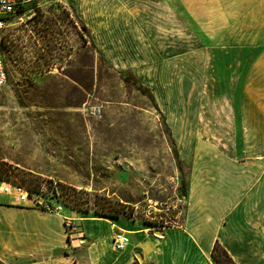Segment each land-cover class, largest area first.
I'll return each instance as SVG.
<instances>
[{"label": "crops", "instance_id": "crops-1", "mask_svg": "<svg viewBox=\"0 0 264 264\" xmlns=\"http://www.w3.org/2000/svg\"><path fill=\"white\" fill-rule=\"evenodd\" d=\"M67 3L99 55L154 96L189 165L184 215L160 227L0 196V264H216L215 243L264 264V0Z\"/></svg>", "mask_w": 264, "mask_h": 264}, {"label": "rangeland", "instance_id": "rangeland-1", "mask_svg": "<svg viewBox=\"0 0 264 264\" xmlns=\"http://www.w3.org/2000/svg\"><path fill=\"white\" fill-rule=\"evenodd\" d=\"M10 24L0 181L60 211L99 216L117 207L122 218L179 225L189 165L178 168L160 108L100 57L67 0H35Z\"/></svg>", "mask_w": 264, "mask_h": 264}, {"label": "built area", "instance_id": "built-area-1", "mask_svg": "<svg viewBox=\"0 0 264 264\" xmlns=\"http://www.w3.org/2000/svg\"><path fill=\"white\" fill-rule=\"evenodd\" d=\"M34 1L35 0H0V88L6 84L7 79L6 62L3 54V52L6 50L2 43L4 30L7 27L8 20L12 16L19 13L22 9ZM54 190L55 192L57 191L56 188H54ZM0 196L10 197L15 203L19 205L40 207L41 209L52 213L60 212V206H56V204L53 206L46 204L40 200V194L29 192L23 186L11 182L0 181ZM128 243L129 239L127 234L121 230H117V232L112 237V246L117 252L124 251L128 246Z\"/></svg>", "mask_w": 264, "mask_h": 264}, {"label": "trees", "instance_id": "trees-1", "mask_svg": "<svg viewBox=\"0 0 264 264\" xmlns=\"http://www.w3.org/2000/svg\"><path fill=\"white\" fill-rule=\"evenodd\" d=\"M17 14H19V13H17ZM82 28L83 29H86L84 27H82ZM2 43L4 45V41H2ZM92 45H93V43H92ZM100 57L103 60H105V58L102 55H100ZM119 74H120L121 80L125 84H128L130 82V80H131L132 83H133V85L135 86V88L142 95L146 96L149 99V101L154 105V107L156 108V110L159 111L158 105H157V103L155 101L154 96L150 92V90L147 87L143 86L141 83H139L134 78V76L132 75V73H124V72L119 71ZM174 158H175V162L177 163L178 168L180 169V165H181L182 161L179 159L178 154H175L174 155ZM27 190L29 192H33V191L29 190V189H27ZM187 190H188V183L186 182V180L184 178H181L180 185L178 187V194L180 196H182L183 198H185L186 195H187ZM112 211H114V212L113 213H110V212L109 213H103V214L102 213H99V216L113 218V219L114 218H119V215H118L119 214V212H118L119 210L117 209V207H114V209ZM211 257L215 261L216 264H234V262L232 261V259L226 253V251L218 243H215L213 245V248H212V251H211Z\"/></svg>", "mask_w": 264, "mask_h": 264}]
</instances>
